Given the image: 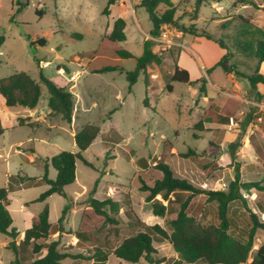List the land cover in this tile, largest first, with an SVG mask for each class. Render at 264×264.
I'll return each instance as SVG.
<instances>
[{
	"label": "rangeland",
	"instance_id": "rangeland-1",
	"mask_svg": "<svg viewBox=\"0 0 264 264\" xmlns=\"http://www.w3.org/2000/svg\"><path fill=\"white\" fill-rule=\"evenodd\" d=\"M108 1L0 0V36L4 37L0 45V78L26 72L39 81L41 66L46 77L68 90L73 87L77 94L70 124L60 114L48 110L49 93L42 83L36 114L29 108L6 107L0 102L5 128L0 136V188L8 186L11 175L17 177L8 196L13 226L21 233L17 244L30 218L42 211L45 204L50 208V222L56 223L65 206L71 203L63 232L51 236L52 240L59 239L60 250L91 256L99 249L108 255L105 264H132L117 258L114 249L141 230L143 224H159L169 229V220L189 196L173 193L169 201L163 200L166 215H153L152 202L146 201L147 193L139 189V176L152 185L162 175L156 168L158 163H167L177 178L206 190H227L236 174L242 183L264 182V106H260L264 103V85L251 88L246 77L255 72L258 61L235 44V36L242 29L240 16L253 24L252 29L264 28V0H248L258 8L239 0L206 2L197 13L196 0H172L179 24L192 26L198 32L206 31L221 40L226 49L213 40L174 28H169L173 44L160 42L150 35L152 26L148 13L139 6L141 0H118V6L111 8V5L109 15H105L102 12ZM20 2L27 5L16 13ZM165 9L160 4L158 13ZM117 16L126 18V40L114 44L105 37L112 30L111 20ZM76 33L81 36H73ZM40 38L46 39L45 46H31V42ZM146 39L154 41V51L162 63L149 65L147 85L140 74L129 92L126 73L135 69L136 60L117 57L115 48L140 56ZM226 52L227 63L235 65L242 76L227 74L221 67L206 73ZM178 64L190 70L191 80L206 79L205 93L199 90L201 82L189 85L170 81ZM58 65L63 71L58 70ZM106 65H117L124 72H98ZM259 72L264 75V63ZM168 84L171 91L166 88ZM90 85L106 92L96 98L95 104L85 92ZM145 97L149 107L144 104ZM220 115L228 121L218 120ZM18 117L25 118L17 122ZM86 124L100 128L96 140L83 153L94 168L78 161L76 180L66 187V196L54 194L44 202L35 201L47 186L27 187V180L19 186L18 179L40 178L44 173L43 159L61 150L77 152L74 134ZM238 137L241 144L232 160L228 144ZM49 176H56L52 167ZM92 189L95 192L91 193ZM242 194L247 208L264 221V194L246 189H242ZM90 198L116 202L119 211L112 216L114 222L96 215ZM187 212L203 226L219 223L217 203L208 201L204 194L191 198ZM228 217L230 234L246 241L252 223L240 200L230 204ZM78 233L84 238L79 240ZM9 241L0 233V264H13L15 259L14 252L7 248ZM261 245L264 229L260 228L246 264L252 262ZM154 247L157 264H185L169 242L155 241ZM20 255L27 260L33 258L30 247H22ZM64 262L93 264L88 259L66 258ZM134 264L149 263L141 259Z\"/></svg>",
	"mask_w": 264,
	"mask_h": 264
},
{
	"label": "trees",
	"instance_id": "trees-1",
	"mask_svg": "<svg viewBox=\"0 0 264 264\" xmlns=\"http://www.w3.org/2000/svg\"><path fill=\"white\" fill-rule=\"evenodd\" d=\"M118 0H109L107 6L103 10V14L109 15L110 6ZM223 0H196L194 12L197 13L201 4L206 2H220ZM245 4H251L258 8L253 1L239 0ZM164 4L166 9L162 13H158V7ZM18 13L27 3H18ZM140 7L144 8L148 13L151 23L150 35L153 38H159L162 27L170 28L189 33L198 38L213 40L221 48L226 49L221 40L215 39L206 31L198 32L194 27H185L179 24L176 18V7L172 0H141ZM13 15V17L16 15ZM12 17V21H13ZM197 17V14H196ZM242 21V29L235 36V44L243 53L253 56L257 59V67L252 75L247 76L251 88L256 89L259 84L264 85V75L259 72L261 64L264 63V28L252 29L253 24L244 17H239ZM126 21L123 18L115 19L111 32L105 37L107 40L116 44L126 40ZM73 36L80 37L76 33ZM4 42V37L0 36V45ZM47 43L45 38L31 42V46H45ZM115 53L119 58L135 59L136 67L134 70L126 73L128 81V90L132 92L134 84L140 74L144 75V82L147 85L148 67L155 63L160 65L162 59L154 51V41L146 39L143 44V52L140 56H135L132 52L115 48ZM229 53H225L221 59L212 67L206 70L210 73L217 67H221L227 74H235L242 76L236 69V66L227 63ZM59 71H63L61 66H57ZM67 70V69H66ZM109 71L124 72L122 67L117 65H106L100 69V73ZM39 81H36L26 72H18L10 76L0 78V95L5 100L7 107L23 106L25 108L34 109L41 97L42 83L48 90V108L54 114H60L62 119L70 124L73 119L75 99L73 93L67 88L58 85L53 80L46 77L39 67ZM171 82H182L193 84L201 82L199 90L205 93V78L196 81L190 79V74L186 69L176 66L170 77ZM171 91V85L166 86ZM145 106L149 107L147 97L144 99ZM251 115L248 117L250 120ZM22 118L19 119L21 121ZM218 120L222 122L228 121L227 118L219 116ZM209 121V118H206ZM202 125V121L198 123ZM5 133L0 116V136ZM100 134L99 126L95 124H86L82 126L74 134L77 152L61 150L51 158L43 159L44 173L40 178L25 176L24 179H18V185H23L27 180V187L45 184L47 189L35 199L38 202H44L51 195L57 194L66 196V187L76 180L77 162L81 161L84 165L94 168V165L84 157V152L92 145ZM240 137L234 142L228 144L229 156L235 159V150L240 145ZM35 153V150H32ZM189 153H185L187 156ZM144 162V161H143ZM50 167L55 169L56 176H49ZM161 172V177L156 179L152 185L147 184L141 176H139L140 191L146 192V201L152 202V213L155 216L164 217L167 212V205L163 204V200L169 201L170 196L175 192L189 193V196L181 203L180 208L174 218L169 220V229H165L159 224L147 225L143 224L142 229L132 236L125 238L115 249L114 255L126 263H138L141 259H145L149 264H157L153 257L156 252L154 247L155 241H167L171 244L174 251L179 255L180 261L185 264H246L254 245V238L258 229H264V221L258 214L248 209L242 194V189L255 190L264 194V182L255 181L242 183L239 175L236 174L234 180L229 184L227 190H206L194 186L186 179L177 178L172 168L164 162L156 165ZM17 179L14 175L9 178L7 187L0 188V233L6 235L10 241L7 248L11 249L15 254L13 264H66L64 260L71 258L93 260V264H105L108 255L97 249L91 256L83 254L64 253L59 248V239L52 240L51 236L56 233L63 232V225L71 203H68L62 211V215L56 223L50 222V208L45 204L42 211L34 215L31 219V225L24 231L22 239L16 243L20 232L13 226V218L8 209L9 193L13 191V180ZM95 192L92 189L91 193ZM204 194L208 201L217 203V215L219 223L217 225H201L193 216L189 215L187 210L191 198L195 195ZM160 196L161 199L157 197ZM240 200L247 212L252 226L249 230L246 241H241L233 237L230 232V220L228 217L229 206L232 202ZM90 206L96 215L104 217L107 222H114L112 216L119 211L118 204L111 199L99 200L90 198ZM110 211H108L106 208ZM79 240L84 238L78 233ZM22 247H30L33 258L27 260L20 255ZM43 251H46L44 254ZM250 264H264V245H261Z\"/></svg>",
	"mask_w": 264,
	"mask_h": 264
},
{
	"label": "crops",
	"instance_id": "crops-1",
	"mask_svg": "<svg viewBox=\"0 0 264 264\" xmlns=\"http://www.w3.org/2000/svg\"><path fill=\"white\" fill-rule=\"evenodd\" d=\"M115 6H118V4H117V2L115 3V4H113L112 6H111V8H113V7H115ZM110 11H111V9H110ZM117 18H123V19H125L126 20V18L125 17H122V16H117V17H115V18H113L112 20H111V27L113 26V23H114V21H115V19H117ZM199 60H200V63H201V66H202V68L203 69H206V66H205V64H204V62H203V60L201 59V58H199ZM178 66L180 67V68H182V69H185V68H183L180 64H178ZM188 72H189V74H190V70H188V69H186ZM174 72V71H173ZM190 79H191V74H190ZM199 79V78H198ZM193 81V80H192ZM193 84H195V83H193ZM193 84H189V85H193ZM98 88H100V89H102V90H100V89H98ZM105 89L104 88H101V87H97L96 85H90V86H88V87H86V90H85V92H87V94H88V98H90V102L91 103H93V104H95L96 103V98L97 97H99V96H102V95H104V94H106V92L104 91ZM70 91L73 93V95H77L76 94V92L73 90V87L70 89ZM1 97H2V95H0ZM0 97V102L2 103V104H5V100H4V98L2 97L1 98ZM123 100H125V98H123ZM5 106H6V104H5ZM7 107V106H6ZM38 105L34 108V109H31L32 110V112L31 113H37V111H38ZM42 110V109H41ZM48 110H50L49 108H48ZM20 118H25V117H18L17 119V122L19 121V119ZM33 217V216H32ZM32 217L30 218V224L28 225V227L31 225V219H32ZM24 234V233H23ZM22 234V235H23ZM20 235H21V233H20Z\"/></svg>",
	"mask_w": 264,
	"mask_h": 264
},
{
	"label": "built area",
	"instance_id": "built-area-1",
	"mask_svg": "<svg viewBox=\"0 0 264 264\" xmlns=\"http://www.w3.org/2000/svg\"><path fill=\"white\" fill-rule=\"evenodd\" d=\"M169 28L170 27H168L166 25L162 27L161 35H160L159 38H157L158 41L163 42V43L165 42V43H172L173 44V42H171V39H170V30H169ZM260 106L263 107L264 103L262 105H260Z\"/></svg>",
	"mask_w": 264,
	"mask_h": 264
}]
</instances>
